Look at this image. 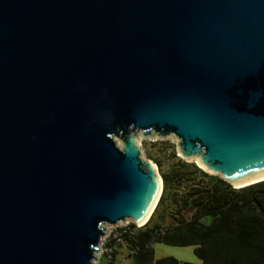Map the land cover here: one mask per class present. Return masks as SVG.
Here are the masks:
<instances>
[{
  "label": "water",
  "instance_id": "obj_1",
  "mask_svg": "<svg viewBox=\"0 0 264 264\" xmlns=\"http://www.w3.org/2000/svg\"><path fill=\"white\" fill-rule=\"evenodd\" d=\"M138 133L264 177V0H0V264H95L104 224L145 225Z\"/></svg>",
  "mask_w": 264,
  "mask_h": 264
},
{
  "label": "trees",
  "instance_id": "obj_2",
  "mask_svg": "<svg viewBox=\"0 0 264 264\" xmlns=\"http://www.w3.org/2000/svg\"><path fill=\"white\" fill-rule=\"evenodd\" d=\"M159 203L149 221L114 229L101 260L115 264L124 245L130 264H195L155 258L154 244L193 247L198 264H264V180L235 188L196 163L177 159L167 170Z\"/></svg>",
  "mask_w": 264,
  "mask_h": 264
},
{
  "label": "rangeland",
  "instance_id": "obj_3",
  "mask_svg": "<svg viewBox=\"0 0 264 264\" xmlns=\"http://www.w3.org/2000/svg\"><path fill=\"white\" fill-rule=\"evenodd\" d=\"M139 137V144L141 147V156L142 159L145 161H152L157 165V161L162 163L163 169L167 170L171 164L176 163L177 159H182L183 161L187 163H198L196 158L191 159H183L180 154L179 150V139L174 136L170 135L164 138L155 136V137H148V138H142L141 133H138ZM118 145H121L119 143L118 138H115ZM158 167V173L159 166ZM203 169V168H202ZM205 171V170H204ZM208 173V172H207ZM210 174V173H209ZM213 175V174H210ZM218 176V175H216ZM220 177V176H219ZM126 222V223H124ZM124 222H120L116 225H108L104 224L103 228L105 227L106 230L109 232L107 235L103 236V239L100 244L101 252L97 254V261L94 260L95 264H105L102 262L101 257L102 254L105 252L104 250V243L109 236V234L116 228L124 227L129 224L134 223L132 220H126ZM154 250H155V258L161 259L165 257H174L180 261L189 262V263H200V260L197 258V256L194 253L193 247H173V246H167L164 244H154ZM129 259V251L126 246L121 245L116 248V256H115V264H130Z\"/></svg>",
  "mask_w": 264,
  "mask_h": 264
},
{
  "label": "bare ground",
  "instance_id": "obj_4",
  "mask_svg": "<svg viewBox=\"0 0 264 264\" xmlns=\"http://www.w3.org/2000/svg\"><path fill=\"white\" fill-rule=\"evenodd\" d=\"M196 160H197V162H199L197 158H196ZM201 167L204 168L203 166H201ZM263 180H264V177L259 178V179H255V180H252V181L244 182V183H241V184H234V186H235L236 188H241V187H245V186H248V185H251V184H254V183H257V182L263 181ZM144 221H145V220H144ZM144 221L141 222V223L139 224V226L144 225V223H145Z\"/></svg>",
  "mask_w": 264,
  "mask_h": 264
}]
</instances>
